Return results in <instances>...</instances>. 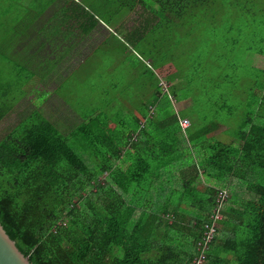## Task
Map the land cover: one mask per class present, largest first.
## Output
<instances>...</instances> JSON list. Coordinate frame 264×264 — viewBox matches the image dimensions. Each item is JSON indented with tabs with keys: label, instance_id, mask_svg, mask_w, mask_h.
<instances>
[{
	"label": "trees",
	"instance_id": "trees-1",
	"mask_svg": "<svg viewBox=\"0 0 264 264\" xmlns=\"http://www.w3.org/2000/svg\"><path fill=\"white\" fill-rule=\"evenodd\" d=\"M115 1L144 17L127 35L152 58V99L143 95L140 110L124 109L118 119L103 110L82 119L63 111L62 125L48 119L56 115L51 102L50 115L37 108L11 125L0 139L1 226L31 264H264V69L253 68L258 79L241 72L247 81L240 86L236 71L224 70L250 50L240 45L243 34L264 38V0ZM65 20L81 28V39L95 27L108 33L85 0H63L45 22L59 29ZM104 32L93 46L105 41ZM219 33L221 61L218 54L212 59L224 66L203 70L195 57L208 42L219 44ZM144 37L152 39L144 45ZM192 40L200 51L190 55ZM45 41L38 33L24 44L42 48ZM186 55L195 63L186 67L188 77L180 69L169 88L174 93L162 90L157 70ZM23 60L33 63L24 83L35 74L48 78L30 54ZM199 76L201 87L191 82ZM194 86L211 95L213 107L187 115L197 99L175 92ZM182 101L188 105L176 112L174 103ZM11 106L0 100V122ZM219 193L226 194L220 205Z\"/></svg>",
	"mask_w": 264,
	"mask_h": 264
},
{
	"label": "rangeland",
	"instance_id": "rangeland-1",
	"mask_svg": "<svg viewBox=\"0 0 264 264\" xmlns=\"http://www.w3.org/2000/svg\"><path fill=\"white\" fill-rule=\"evenodd\" d=\"M56 1L58 0H0V100L12 104L10 112H7L0 122V139L10 131L11 125L26 117V113L34 112L37 108L39 110L43 108L41 109L42 114L45 115V112H48V115H50L46 105H51V102L53 104L51 106L54 107L53 113L59 116L60 121L63 122V111L69 116L73 114L82 119L98 110H103L109 116L118 119L121 118L124 109L129 115H133L137 109L140 110L141 104L138 103V100L144 97L143 95L146 96L147 103L152 99V92L148 84L150 81L151 84L155 83V78L148 76L146 69V65L150 63L152 58L146 56L147 53L143 45L133 44L127 35V30L129 32L135 30L140 23V19L144 17L139 16V13L134 10L127 13L125 11L127 8H120L119 3L115 0L106 3L104 5L106 9L101 8L107 0H85L93 16L108 27V33L104 32L103 27H95L91 29L87 37L81 39L80 34H83L79 32L81 28L76 27L77 24L71 22V20L69 22L65 20L62 25L59 24L61 26L59 29L57 26L54 27L52 24L45 22L63 4V0H59L55 6ZM44 7L49 8L43 14L37 16V13ZM57 17L62 19V16ZM35 21L37 23L34 25ZM44 22L48 24V27L45 26L38 32L33 30L40 28ZM69 23L72 25H69ZM53 24L56 25V23ZM50 27L52 28L49 29ZM64 32L67 33L66 37H68L66 43L69 42L68 40L79 41L80 48L77 49L78 51L75 50V52L72 49L68 52L67 47L58 44L61 42ZM102 32L106 34V37L104 36L105 41L97 47L93 46L91 41L100 39L98 34ZM38 33L41 38L42 36L47 38L42 48L38 45L24 44L27 35L30 37ZM218 37L220 38L219 44L214 46L208 42L201 49V57H195L196 62L200 63L203 70H218L220 72L219 68L224 66L220 62L221 56L219 55L223 49V46L220 45L223 41V33H219ZM261 38L258 34L249 37L247 34H243L240 45L249 46L250 50L245 54L243 60L242 58H234L237 61H234L237 64L234 69H230L229 66L224 69L228 70L230 75L236 71L232 77L236 79L239 86L247 81L243 78L241 72H249L250 74H248L251 77L258 79V73L253 68L264 69V56L256 55L257 51L264 50V38L262 40ZM150 39L152 38L150 37ZM150 39L144 37L143 44L148 43ZM158 50L166 52V48ZM197 51H200V48L192 40L190 49L186 52L193 55ZM169 52L179 54L177 51ZM29 54L35 61V67L42 68L46 75L50 73L48 78L47 76L42 77L35 74L24 83L30 75L29 68L33 66L32 62H29V66L28 62L23 60ZM215 54H218L220 61L212 59ZM157 57V60L160 61L162 56ZM73 58L81 61L73 64L71 61ZM193 64H190V57L186 55L164 64L157 72L155 70L157 76H159L158 78H160L162 90L165 87L169 89L172 84L179 80L177 75L180 69L185 68L183 73L188 77L185 72L188 69L186 67ZM57 67L59 70H55ZM166 76L173 77L171 81H167L165 80ZM201 76L193 77L191 82L201 87L199 82ZM196 86L188 90L181 89V91L176 90L175 92L177 96H183L182 92L193 93L197 99L199 106L190 107V104L185 108L184 114L194 115L199 111H203L204 107L208 110L213 107L211 95L209 96L207 92L198 90ZM168 92L174 93L172 89H169ZM236 94H240V92L238 91ZM159 101H161L160 105L156 104V108L162 105L164 99ZM187 105V101L175 102L174 109L179 112ZM204 113L209 114V111L206 110ZM126 117L128 118V116ZM188 119L191 121L190 118ZM50 120L54 121L55 119L50 118ZM60 124L62 125V123ZM113 124V122H108V126H113ZM187 160L190 159H183L184 162H188ZM200 178L198 187L203 186L204 177Z\"/></svg>",
	"mask_w": 264,
	"mask_h": 264
},
{
	"label": "water",
	"instance_id": "water-1",
	"mask_svg": "<svg viewBox=\"0 0 264 264\" xmlns=\"http://www.w3.org/2000/svg\"><path fill=\"white\" fill-rule=\"evenodd\" d=\"M0 264H31L0 224Z\"/></svg>",
	"mask_w": 264,
	"mask_h": 264
},
{
	"label": "crops",
	"instance_id": "crops-1",
	"mask_svg": "<svg viewBox=\"0 0 264 264\" xmlns=\"http://www.w3.org/2000/svg\"><path fill=\"white\" fill-rule=\"evenodd\" d=\"M100 39H101V38H100ZM70 42H71V43H66V40H61V42H59L58 44L62 45L63 47H64V45H66V46H67V45H72V48H73L74 51L77 50V49L79 50V48H80V43L78 44L79 41H74V42H73V41H70ZM102 42H104V41H103V40H102V41H99V43H97V45H100ZM78 50H77V51H78ZM75 52H76V51H75ZM71 61H72L73 64H77V62H78V61L80 62L81 60H80V59H77V58H76V59L73 58ZM82 61L84 62L85 60H82ZM67 68H68V67H67ZM67 68H66V69H67ZM57 69L59 70L58 67H57L55 70H57ZM53 70H54V69H53ZM55 70H54V71H55ZM53 117H54V118H52V119H55V120H54V121H51V120H50V117H48L49 121H51V122H58L59 124H60V123L63 124V122L60 121V119H59L58 116L54 115Z\"/></svg>",
	"mask_w": 264,
	"mask_h": 264
},
{
	"label": "built area",
	"instance_id": "built-area-1",
	"mask_svg": "<svg viewBox=\"0 0 264 264\" xmlns=\"http://www.w3.org/2000/svg\"><path fill=\"white\" fill-rule=\"evenodd\" d=\"M188 120L187 119H182V120H180V125L182 126V127H186L187 125H188ZM225 193H219V195H218V198H217V201H218V205H220V203L222 202V200H223V198H225ZM218 217V216H217ZM213 228H214V226L213 225H211V227H210V230L206 233V237L204 238L206 241H208V240H210V238H211V235H212V232L214 231L213 230ZM207 242H204V245L206 244Z\"/></svg>",
	"mask_w": 264,
	"mask_h": 264
}]
</instances>
